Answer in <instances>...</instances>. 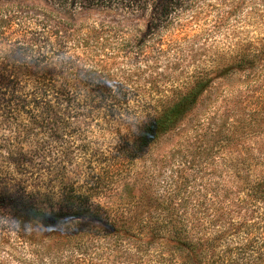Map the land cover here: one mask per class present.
I'll list each match as a JSON object with an SVG mask.
<instances>
[{
  "label": "rangeland",
  "instance_id": "374dc122",
  "mask_svg": "<svg viewBox=\"0 0 264 264\" xmlns=\"http://www.w3.org/2000/svg\"><path fill=\"white\" fill-rule=\"evenodd\" d=\"M157 2L85 16L106 34L74 60L106 68L68 81V117L44 110L29 136L0 123V264H189L170 228L153 236L163 223L211 243L203 264H264V198L249 196L264 182V0H193L165 15ZM36 5L60 10L56 0ZM244 51L256 65L223 74ZM201 71L221 77L136 150L143 125ZM81 89L107 93L86 99Z\"/></svg>",
  "mask_w": 264,
  "mask_h": 264
},
{
  "label": "trees",
  "instance_id": "16d2710c",
  "mask_svg": "<svg viewBox=\"0 0 264 264\" xmlns=\"http://www.w3.org/2000/svg\"><path fill=\"white\" fill-rule=\"evenodd\" d=\"M37 1L0 0V110L11 103L18 108L17 114L13 116L5 117L4 113L0 114V118L3 117L0 123L5 125L4 130L8 132H13L15 125H20L21 132L27 136L30 135L33 125L41 124L44 120L41 118L46 111L57 108L59 115H67L61 113V110L63 106L73 102L72 93L69 92V87L67 88L68 81L76 80L75 77L81 72L94 77L102 74L106 68L90 58L83 69L79 68L74 60L80 49L84 51L85 45L98 41L101 35L106 34L102 32L103 26L92 25L85 16L92 13L94 6L106 11L102 13H111L125 7V4L140 5V0H56L59 10L51 6L39 7L36 5ZM181 1L160 0L154 8L165 15L170 5L174 9L180 8L181 14L189 8L193 0L186 1V8L180 7ZM41 40L45 44L42 48L38 46ZM259 58L256 54L244 51L237 59L224 64L220 70L226 75L251 70ZM216 74L218 73L215 71L198 72L183 91H175L171 100L162 106L160 113L143 125L133 142V147L136 150L146 148L176 127L186 114L203 101L205 93L214 82L213 75L221 77ZM21 80H24L27 86H21ZM106 93L84 89L76 92L86 99L92 95L98 97ZM37 110L42 112L36 115L33 112ZM249 192L251 199L262 201L264 182L256 183ZM38 212L42 218L58 217L61 214L60 211ZM166 228H170L177 248L187 251L186 256L191 264L204 263L200 255L209 247H213L209 241L189 237L183 229H175L165 223L149 229L155 232L154 237H159L161 234L158 232Z\"/></svg>",
  "mask_w": 264,
  "mask_h": 264
}]
</instances>
